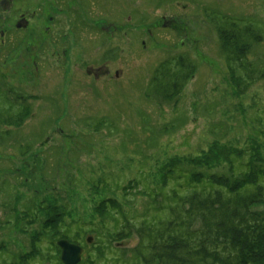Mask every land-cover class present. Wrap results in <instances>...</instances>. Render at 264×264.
<instances>
[{
    "label": "rangeland",
    "instance_id": "obj_1",
    "mask_svg": "<svg viewBox=\"0 0 264 264\" xmlns=\"http://www.w3.org/2000/svg\"><path fill=\"white\" fill-rule=\"evenodd\" d=\"M106 6L118 16L120 60L104 63L96 78L80 66V59L98 63L103 49L87 52L72 37L67 63L57 65L56 54L49 58L53 64L40 66L31 76L21 69L17 52L10 56L14 64L6 66L8 52L0 48V114L20 96L31 107L22 126L0 124V199L6 193L14 206L20 186L22 208L30 215L32 198L41 202L55 196L58 205L63 199L72 214L71 236L81 228L87 230L77 240L92 237L91 244L85 242L91 254L96 243L108 245V233L119 225L111 218L103 226L101 217L94 220V200H118L139 225L150 208L149 196L124 188L134 182L139 183L138 191L151 192L160 185V168L175 156L200 155L219 148L217 142L223 154L228 147L246 152L243 163L248 149L258 147L256 153H263L259 163L264 164V80L237 96L216 32V26L230 28L235 21L242 27L252 21L264 35V0H115ZM58 16L66 23L70 20ZM164 16H176L182 27L179 24L177 31L162 27ZM90 24L86 17L88 37L96 29ZM179 54L190 56L198 70L178 102H155L145 91L149 78L161 61ZM248 59L254 66L264 65V43L255 46ZM104 66H111L112 75ZM239 162L236 169L244 170ZM229 168L226 162L214 171L226 173ZM175 184L172 181L163 191L171 194ZM99 189L102 195L96 194ZM147 214L149 219L155 215L151 208ZM118 218L121 225L124 221ZM138 242L134 234L109 244L103 264H122V251Z\"/></svg>",
    "mask_w": 264,
    "mask_h": 264
},
{
    "label": "trees",
    "instance_id": "obj_2",
    "mask_svg": "<svg viewBox=\"0 0 264 264\" xmlns=\"http://www.w3.org/2000/svg\"><path fill=\"white\" fill-rule=\"evenodd\" d=\"M216 32L228 65L229 84L237 96H242L257 80H264V65L254 66L248 59L255 46L264 43L262 30L252 21L243 23L242 27L234 21L230 28L216 26ZM197 70L198 66L188 55L168 57L149 78L146 94L160 104L178 102ZM15 100H11L10 108L1 111L0 124L20 127L30 115L31 107L24 104L26 97ZM215 144L219 148L203 150L200 155L170 159L160 168V185L151 192L138 191L139 183L134 182L124 188L134 190V195L149 196L148 203L155 215L149 219L150 208L146 209L139 225L118 200L101 196H98L100 200H94L97 213L94 220L99 216L102 226L107 218L119 224L108 233V245L122 243L134 234L139 238L133 249L122 251V264H264V164L259 163L263 153H256L259 148L251 146L247 162L243 163L246 152L241 148L228 147L223 154L220 144ZM237 160L244 170L236 169ZM226 162L230 165L229 173L214 171ZM172 181L176 186L168 194L163 190ZM100 190L96 194L102 195ZM54 198L39 202V208L45 213L44 226L56 227L61 236L64 233L59 226L64 220L57 216L67 206L63 199L56 204ZM118 216L124 221L121 225ZM76 233L74 240L88 232L81 228ZM108 245L96 243L95 257L91 254L83 264H103Z\"/></svg>",
    "mask_w": 264,
    "mask_h": 264
},
{
    "label": "flooded vegetation",
    "instance_id": "obj_3",
    "mask_svg": "<svg viewBox=\"0 0 264 264\" xmlns=\"http://www.w3.org/2000/svg\"><path fill=\"white\" fill-rule=\"evenodd\" d=\"M111 1L115 2V0H0V48L8 52L6 66L13 63L10 59L13 52H17V62L21 63V69L27 71L30 76L35 71L39 72L40 66L53 64L54 59H51L56 54L59 57L56 60L57 65L61 66L64 62H68L71 46L69 37H72L74 43L79 40V45L87 52L93 48L97 51L103 49L101 56H104L102 58L104 61L98 58V63L92 64V59L83 57L80 59L81 63L78 61L89 76L91 74L96 78L97 71L99 73L104 63L120 60L118 16L114 13L113 7H109L108 10L106 6L107 2ZM62 14L68 16L66 17L70 19L68 23L65 22L64 17L59 18L58 15ZM86 17L89 18L90 25L96 28L89 31L90 37H88L85 25ZM161 21L162 27L174 31L178 30L179 24V28L182 27L176 16L175 18L164 16ZM68 25L69 30H67ZM148 32L153 35L152 31ZM99 36L102 37V41L98 40ZM48 49L50 54L43 57L42 53ZM35 50L39 53L38 55ZM81 55L84 56V53L82 52ZM37 58L40 61L37 62ZM95 64H99L98 67ZM32 65L34 66L33 71ZM92 65L94 68L91 67ZM103 68L104 70L108 68L112 75L111 66ZM115 75H119L118 70ZM19 187H17L19 195L15 198L14 206L10 198L8 200L6 193H3L4 196L0 199L2 213L0 214V264H65L61 260L62 251L59 246L61 239L82 247L83 254L80 264H83L91 255L86 243L92 242L89 241V236L83 241L84 243L73 239L72 224L68 223V218H71L68 206L57 216L61 218L60 221L64 220V223L59 226L64 235L59 236L56 227L44 226V222L47 221L43 219L45 213L40 211L38 199L32 198L31 200L32 215L28 210L24 212ZM49 199L48 197L45 201L48 202ZM12 215L13 218L10 217ZM51 221L55 222L56 219ZM27 225L30 228H26Z\"/></svg>",
    "mask_w": 264,
    "mask_h": 264
},
{
    "label": "water",
    "instance_id": "obj_4",
    "mask_svg": "<svg viewBox=\"0 0 264 264\" xmlns=\"http://www.w3.org/2000/svg\"><path fill=\"white\" fill-rule=\"evenodd\" d=\"M92 242L91 237L88 238ZM61 247L62 256L61 260L65 264H80L82 260V247L75 243H70L68 240L61 239L59 242Z\"/></svg>",
    "mask_w": 264,
    "mask_h": 264
}]
</instances>
